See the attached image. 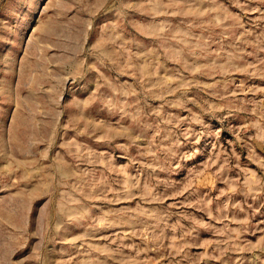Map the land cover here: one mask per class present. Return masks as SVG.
Masks as SVG:
<instances>
[{
	"label": "rangeland",
	"instance_id": "374dc122",
	"mask_svg": "<svg viewBox=\"0 0 264 264\" xmlns=\"http://www.w3.org/2000/svg\"><path fill=\"white\" fill-rule=\"evenodd\" d=\"M0 264H264V0H0Z\"/></svg>",
	"mask_w": 264,
	"mask_h": 264
}]
</instances>
